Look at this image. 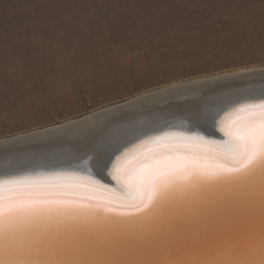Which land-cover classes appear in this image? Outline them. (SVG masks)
Wrapping results in <instances>:
<instances>
[{
  "label": "water",
  "instance_id": "water-1",
  "mask_svg": "<svg viewBox=\"0 0 264 264\" xmlns=\"http://www.w3.org/2000/svg\"><path fill=\"white\" fill-rule=\"evenodd\" d=\"M180 95L187 97L180 98ZM164 98L177 99L164 107L146 106L147 108H141L139 111H170V115L167 116L169 118L164 117L161 123H158L160 125L150 126L149 122L148 124L144 122L147 126L143 124L136 126L138 118L149 114L138 111L135 116L137 118L131 120V125H135L131 129L134 130L124 135L123 137L126 136L124 140L114 148H109L105 153L99 151L103 154L91 158L93 164L97 166L108 161L109 166L106 165L103 170L107 173L106 169L110 168L112 157L117 152L119 154L115 158L122 156L120 151L125 145L128 146L127 150L132 148L136 151L139 148L137 151L141 156L138 157L141 158L136 165L137 168L130 170L135 165L129 167L131 157L118 166L121 172L127 171L126 175L119 174L120 182L131 187L133 192L136 190V185L129 183L128 177L135 175L143 166L151 164L152 158L157 155L153 150L160 148L158 144L153 143L157 137H171V134L165 131L155 135L143 136L144 134L151 133L152 130L168 129L180 130V132L186 130L196 137L210 138L211 133L224 136V132L221 131L223 126L232 121L236 122L241 117V121L243 120L245 113L240 112L239 109L249 104L264 103V67L246 70L234 76L182 86L173 91L143 98L139 103L147 105ZM125 104L120 105L123 111L131 110L129 108L131 106L127 107ZM192 106L199 107L198 112L192 114L186 112ZM117 111L105 110L101 115L116 116ZM64 125L60 124L59 127ZM61 131L63 128L52 127L50 131L41 134L30 132L15 138L2 139L0 184L4 181L31 179L26 178L29 177L26 175H36L25 174L23 177L7 175L17 174L18 171L73 167L72 165L54 167L55 164L35 166L41 160V158L38 160L39 155L56 149L53 146L55 142L48 140ZM177 135L180 136L182 133L173 134L178 137ZM170 139L176 140V138ZM170 139L163 143L169 144ZM193 142L184 143L183 145L190 146L179 147L174 154L211 157L215 153L211 152L209 146L205 147L206 144L200 141ZM60 144L62 146L59 149L67 148L73 151L77 141L66 137L61 139ZM23 147L27 152L21 151L12 155L14 150ZM165 150L160 149L167 155ZM216 159L227 167L235 166L233 161L228 162L219 156ZM116 160L118 162V159ZM112 163L115 165V162ZM11 165L15 166L11 167ZM8 166L9 168H6ZM75 168L77 170L79 168L81 174L84 173V177L89 179H91L89 176L99 175L96 173L98 171H95L98 168L93 171L82 166ZM64 170L72 174L69 172L72 170L68 168ZM68 173L66 176H75ZM44 177L56 176L41 178ZM103 182L106 183L104 179ZM56 191L75 193L62 198L77 199L81 204L88 205L100 203L104 207L52 206L36 213L0 217V264H121L123 262L146 264L141 262L149 259L151 252H155L156 257L172 258L169 261L156 259V264H264V177L259 175L243 177L241 174L219 170L186 173L161 185L149 208L139 213L132 211L131 208L121 207L124 202L119 198H110L108 193L104 195L95 190L89 192L86 188L56 189ZM88 195L97 199L82 198ZM105 208H115L116 211H105ZM151 212L153 215L149 220L133 222L148 216ZM229 224L231 227L227 229ZM130 230L136 233L132 237L127 233ZM242 233L244 235L241 240L222 247L225 241ZM137 259L141 262L135 261Z\"/></svg>",
  "mask_w": 264,
  "mask_h": 264
},
{
  "label": "rangeland",
  "instance_id": "rangeland-1",
  "mask_svg": "<svg viewBox=\"0 0 264 264\" xmlns=\"http://www.w3.org/2000/svg\"><path fill=\"white\" fill-rule=\"evenodd\" d=\"M264 65V0H0V138Z\"/></svg>",
  "mask_w": 264,
  "mask_h": 264
},
{
  "label": "snow or ice",
  "instance_id": "snow-or-ice-1",
  "mask_svg": "<svg viewBox=\"0 0 264 264\" xmlns=\"http://www.w3.org/2000/svg\"><path fill=\"white\" fill-rule=\"evenodd\" d=\"M245 113L244 123L235 126L232 121L221 128L224 135L229 139L223 145L219 153L209 156H184L180 154L166 155L160 149H176L190 145L166 144L164 141L169 137H157L153 143L160 146L154 149L157 152L152 158L150 165H145L138 172L128 177L129 183L136 185L135 192L130 197L124 198L121 207L131 208L134 212H143L149 208V204L156 196L159 188L171 179L186 173H202L209 170H219L228 173L241 174L243 177L259 175L264 177V103L249 104L239 109ZM186 141H200L203 144L211 142L204 141L203 137H183ZM231 159L235 166L227 167L219 163L216 157ZM122 170L117 167V175L113 179L120 182L119 173ZM72 181L74 183H61ZM87 185H95L103 188L97 181L86 177L64 176L44 177L37 179H23L4 181L0 184V217H14L24 213H36L43 209L57 206L66 207L79 205L80 207H104L103 204H81L80 200L62 198L75 193L56 191V189L86 188L91 192L95 189L87 188ZM110 192L111 189H104ZM83 199L95 200V196H84ZM105 211L114 212L115 208H105Z\"/></svg>",
  "mask_w": 264,
  "mask_h": 264
},
{
  "label": "bare ground",
  "instance_id": "bare-ground-1",
  "mask_svg": "<svg viewBox=\"0 0 264 264\" xmlns=\"http://www.w3.org/2000/svg\"><path fill=\"white\" fill-rule=\"evenodd\" d=\"M262 67H264V65H255V66H250V67H245V68L242 67V68H239V69L233 70V71H228V72L226 71V72H221V73L219 72L216 74L204 76L203 78L199 77V78H192L190 80H185V81H177L174 83H170V84L161 86L159 88H155V89H151L148 91L141 92L140 94L129 97L126 100L116 102V103H113V104H110L107 106H103V108L100 107L96 110L90 111L87 114L81 115L78 118L75 117V118L67 119L65 121H62L61 123L52 124V125H48V126H45L42 128H37V129H33V130H30L27 132H22L19 134L0 138V141H1L2 139L13 138V137L15 138V137H18V136H21L24 134H28L30 132H38L41 134V133H44L46 131H50L52 127H57V129L63 128V131L56 134L57 136H53L51 138V140H48V141H51L53 143L55 142L54 143L55 145H53V146L56 147V149H54V151H45L41 155H39L40 157L38 158V160L40 158H41V160H39V163H36L38 165H35V166L41 167V166H46V164H55V165H53L54 167L58 166V165H61V166L62 165H72L73 166V167L65 166L63 168H55V169L54 168L53 169L37 168L40 171H38V170H35V171L23 170L21 172V171L17 170L19 173H17V174L11 173V174H7V175H21V177H23V176H25V174H36L34 176L26 175V176H29L26 178H31V179L32 178H41L43 176H56V177L59 176V177H62V176L67 175L68 172H67V170H64V169L68 168V169L72 170V171H69L72 174L68 173V175H75V176L81 175L82 177H84L85 176V175H83L84 173L81 174V170L79 168L77 170V168H75V167L82 166V167L90 168L92 171L98 168L95 171H98L96 173H99V175L89 176V177L91 178V180H95L100 185H103V188H96V186H94V185L93 186L87 185L88 188L95 189V192L97 191L101 194L104 193V195H107V193H108V194H110L109 195L110 198H113V199L119 198V200L121 202H124V198L130 197L134 192L131 189V187H129L128 185H125L123 182L121 183V182H118L117 180L113 179V176L117 175L116 168L118 166H121L129 157H131L130 158L131 163H130L129 167L131 165L135 164L130 168V170H132L133 168L135 169L136 165L138 164V162L141 158V157H138V156H141V154L137 151V150H139V148L136 151L132 148L130 150H127L128 146L125 145L123 147V149H121L122 151H120V153H121L120 155H122V156H118L117 158H115L117 156V154H119V152H117L114 155V157H112L113 159L111 161L115 162V165H113V163L111 162L112 165L110 164V168L106 169L107 173H106V171H103V170H104V167L106 165H107V167L109 166L108 161L107 162L104 161V164L97 166V164H93L94 162H93V159H91V158L94 155H95V157H97V156L103 154V153H99V151H102L105 153L109 148H114L115 146H117V144H119V142L123 141L124 138L126 137V136L123 137L124 135H126L130 131L134 130V128L133 129H131V128L134 127L135 125L136 126L139 124L145 125L144 122H147V124L149 122L150 126L160 125L158 123H161L160 121L164 117L169 116L170 111H168V112L160 111L159 112L157 110H152V112L148 111L149 112V114H148V112L139 111V110H141V108H147L146 106L164 107V106H167V104H170V102L172 100L177 99V98H167L166 100L164 98L161 101H157L156 103H152V104L149 103L147 105L140 104L139 101H141V99L147 98L149 96L161 94V93H164L165 91L166 92L167 91H173V90L178 89L182 86L200 83L202 81L211 80V79H215V78L234 76L237 73H241V72L246 71V70L257 69V68H262ZM181 97L186 98L187 96L185 97V96L180 95V98ZM124 103H126L125 106H127V107H128V105L131 106V107H129V108H131V110L123 111V108L120 105H123ZM132 103H135L138 105H135ZM138 106H140V107H138ZM110 109L111 110L112 109L118 110L116 113V116H115V114L114 115L107 114V115H109L108 117L106 114L101 115L102 112H105V110H110ZM143 110H147V109H143ZM160 110H162V109H160ZM198 110H199V107L192 106L186 112L189 111L192 114L193 112L194 113L198 112ZM138 111L144 112L143 114H148V115H144L141 118H138L139 120L137 121V123H135V125H131L132 124L131 120H132V118H137L135 116H136V113ZM163 112H166V113H163ZM167 118H169V117H167ZM241 119H242V117L239 120L237 119V121H236L237 122L236 125L238 124L237 126L242 125L244 123V121L243 120L241 121ZM60 124H63V125L65 124V125L59 127ZM145 126H147V125H145ZM44 129H49V130H44ZM164 131L166 133L171 134V137H169V139L170 138H176V140H178V141H176L175 139H170L169 144L183 145L184 143H187V144L194 143L193 141H186V140L182 139L183 137H189V136L192 137L190 132H187L186 130H185L186 132L185 131L180 132V130L179 131H175V130L169 131L168 129L167 130L162 129V130H156V131L152 130L151 133H146L143 136H148L150 134L155 135L156 133H165ZM177 133L178 134L182 133V135H180V136L177 135L178 137L173 136V134H177ZM210 135H212V137H210V138L202 136L203 139L208 140L209 142L212 141L211 143L206 144L205 147L209 146L208 148H211L210 149L211 152H215V153L221 152L222 149L218 146L225 144V142L228 140V138L225 135L224 136L219 135V134L217 135L214 133H211ZM61 137L62 138L67 137V139L69 138V139H72L74 141H77V145L74 146L75 149H73V151H70L67 148L59 149L60 146H62V144H60L61 139H62ZM56 140H60V141L57 142ZM191 146H193V145H191ZM57 149H59V150H57ZM177 149L178 148L172 149V150L166 149L165 152L167 153V155L168 154L174 155V153H176ZM21 151H26V149L23 147V148H20L19 150H14L12 155H14L15 153H19ZM123 152H125V153H123ZM150 156H153V155H150ZM1 159H3V158H1ZM116 159H118V162ZM223 159L227 160L228 162H232L231 159H225V158H223ZM13 160H15V158ZM38 160H36V161H38ZM13 166H15V165H11V167H13ZM19 167H21V166H19ZM31 167H33V166H31ZM6 168H9V166ZM12 169H14V168H12ZM65 172H67V173H65ZM126 172H120L119 174L120 175H126ZM47 174H50V175H47ZM92 177H93V179H92ZM12 179H14V178H12ZM103 179L106 181V183L103 182ZM104 189H111V191L106 192V191H104ZM152 215L153 214L151 212L148 216H146L142 219L133 221V222H142L145 220H149V218H151ZM230 227H231V225L229 224V226H227L226 228L228 229ZM179 230H180V227H179ZM127 233H128V236H130V237H132L136 234L134 230H130ZM243 235H244V233L235 236V238L233 237L230 240L225 241V243L222 245V247H224L225 245H232V243L234 241L241 240ZM179 236H180V231H179ZM148 257H149V259H144L143 262H141L140 259H137L135 261H140L141 263H146V264H156L157 263L156 259H163V261H169L172 259V258H168V257H156L155 252H151ZM121 264H130V263L123 262Z\"/></svg>",
  "mask_w": 264,
  "mask_h": 264
}]
</instances>
